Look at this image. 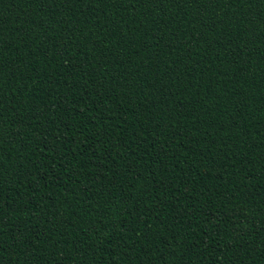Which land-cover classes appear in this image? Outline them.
Wrapping results in <instances>:
<instances>
[{"label": "trees", "instance_id": "trees-1", "mask_svg": "<svg viewBox=\"0 0 264 264\" xmlns=\"http://www.w3.org/2000/svg\"><path fill=\"white\" fill-rule=\"evenodd\" d=\"M0 264H264V0H0Z\"/></svg>", "mask_w": 264, "mask_h": 264}]
</instances>
